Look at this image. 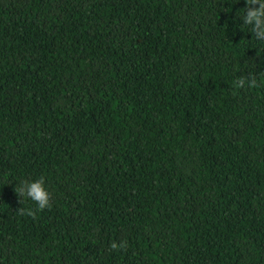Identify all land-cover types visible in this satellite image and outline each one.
<instances>
[{
  "label": "trees",
  "instance_id": "trees-1",
  "mask_svg": "<svg viewBox=\"0 0 264 264\" xmlns=\"http://www.w3.org/2000/svg\"><path fill=\"white\" fill-rule=\"evenodd\" d=\"M249 8L0 0V264H264Z\"/></svg>",
  "mask_w": 264,
  "mask_h": 264
},
{
  "label": "clouds",
  "instance_id": "clouds-1",
  "mask_svg": "<svg viewBox=\"0 0 264 264\" xmlns=\"http://www.w3.org/2000/svg\"><path fill=\"white\" fill-rule=\"evenodd\" d=\"M246 5L259 4V8L255 11L249 8L247 12V16L245 17V25L251 26L253 25V21H255V25L253 27V31L256 28H259L260 31L257 33L259 37H264V21H262V17H264V0H245ZM244 83L243 80L240 81V86ZM253 87H255V81H253ZM15 193L20 197H27L31 201L35 202L38 205L39 210H44L45 208L50 207V194L44 187V178L34 182H23L18 187L14 189ZM21 213H24L23 209H20ZM28 215H33L32 211L27 212ZM113 249H116V245L113 244L111 246Z\"/></svg>",
  "mask_w": 264,
  "mask_h": 264
}]
</instances>
